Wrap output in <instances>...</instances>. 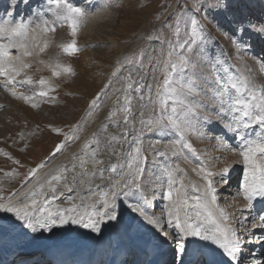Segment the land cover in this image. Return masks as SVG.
Returning a JSON list of instances; mask_svg holds the SVG:
<instances>
[{"label":"snow or ice","instance_id":"obj_1","mask_svg":"<svg viewBox=\"0 0 264 264\" xmlns=\"http://www.w3.org/2000/svg\"><path fill=\"white\" fill-rule=\"evenodd\" d=\"M20 3L24 0L10 5L13 10L5 13L7 19L0 17V75L5 78L3 87L12 96L38 108V100L55 101L49 93L58 86L49 77L34 79L29 74L32 59L50 48L49 34H55L64 24L70 28L71 39L58 45L60 52L69 57L80 53L78 36L87 17L69 0H37L27 16L16 19L15 8ZM180 3L183 0H178ZM191 5L172 9L163 20L160 17L164 12L157 13L153 28L141 34L147 43L118 58L108 84L91 101L80 122L68 132L53 128L63 139L47 158L26 174H21L18 168L0 169L3 173L0 181L20 180V187L8 195L0 188V212L12 214L33 233L52 232L69 224L100 233L108 222H119V204L129 202L128 208L172 247L180 264H215L212 256L217 250L229 258L228 264H241L245 244L254 242L246 238H254L257 228L264 231V223L253 222L249 228L243 223L247 217H243V230L233 225V216L219 203L221 197L214 181L215 176L223 177L229 168L214 171V166L200 158L189 137L205 138L204 126L218 123L223 130L222 135L215 137L219 146L234 151L224 143V136L232 134L239 141V155L245 166L241 194L248 201L264 198V84L234 67L224 53L213 55L206 48V36L210 34L197 17L201 10L207 14L226 9L227 4L223 0H191ZM248 35L264 40V21L235 23L231 42L237 55L251 50ZM13 51L17 53L15 56ZM37 62L48 67L52 77L76 75L71 65L60 61L59 55L47 63L42 59ZM260 63L264 65V58ZM116 82H120V87L113 91L121 95L116 96L98 131L78 151L72 152L68 161L41 176L48 164L81 139L79 134L85 123ZM17 86H29L31 94L17 92ZM134 100L140 102L138 122L134 119ZM109 126L119 131L109 132ZM145 132L174 137L159 151L161 157L174 158L162 168L159 180L161 195L169 202L166 216L146 211L150 202L141 183L148 161L142 142ZM25 138L24 133L19 134L20 140ZM27 147L25 144L21 151ZM149 147L155 148V144ZM186 153L197 157L199 166L191 172L199 177V182L192 180L189 170L182 167L181 162L188 163ZM0 154L23 167L20 160L4 149H0ZM82 189L87 190L85 194H81ZM64 190L74 193L66 197V205L57 202L65 195ZM258 219L264 221V215ZM3 227L0 225V229ZM190 245L196 259L186 262ZM249 264L260 262L253 260Z\"/></svg>","mask_w":264,"mask_h":264},{"label":"rangeland","instance_id":"obj_2","mask_svg":"<svg viewBox=\"0 0 264 264\" xmlns=\"http://www.w3.org/2000/svg\"><path fill=\"white\" fill-rule=\"evenodd\" d=\"M12 2L17 4V0H0V17L7 19L5 13L13 10L11 9L12 7H10ZM36 2L37 0H31L29 4V0H24V3L31 8L36 6ZM223 2L227 4L226 9L221 8L219 10L209 11L207 14L201 10L200 15L197 17L201 20L203 25L206 26L210 34L206 36V48L213 55L224 53L225 58L230 59L234 67L238 68L241 72L256 77L260 84H264V65L260 63L261 59L264 58V40H261L258 36L248 35L247 39L250 41L251 50L242 52L239 55L234 52L231 42V29L236 22L264 21V0H223ZM24 3H20L19 5ZM73 5L81 8L87 17V22L81 28L78 36V45L82 48V51L74 57L63 55L60 52L59 59L63 64L71 65L76 75L69 77L62 74L58 78L52 77L51 70L44 64L37 62L38 59H42L46 63L49 62L51 58H46V54L50 53L54 47L59 48V44L71 39L70 28L67 24L57 28L56 32L58 33V37H56L55 34H49L51 39L50 48L40 57L32 59L33 69L29 71V74L32 75L34 79H39L41 76L49 77L52 79V83L58 86L56 91L49 93L51 97H55L54 102L47 99L36 101L40 104L38 108H35L36 112L41 113V115L45 113L44 119L39 120L32 113L30 115L23 112L19 106L20 102L22 103L24 100L12 96L11 93L3 87L5 78L0 75V85L7 91V100H9L12 105L18 107L15 110L18 117L12 121L9 120V124L4 123L3 125L5 135L8 136L11 134L12 137L19 138L22 129L28 133H35L31 141L32 145L28 152L25 153L26 157H23L21 151L18 150L23 142H16L15 145H12L11 139H9L2 146L4 150L6 149L5 147H10L12 149L15 146H19L16 149V154L8 149L5 151L11 153L15 159L20 160L21 165H23V167H21L23 169V174H26L28 171L26 162L29 161L35 166L47 158L52 152L55 144L63 139V136L54 132L53 128L59 127L63 129L64 132H68L71 127H74L80 122L81 118L85 116L91 101L100 93L101 89L108 84L111 73L116 67L118 58L132 53L141 45L147 43L146 40L142 38L141 34H146L153 28V20L157 13L164 12V16L160 17V20H163L174 8L180 7L183 9L185 6L187 8L192 7L191 0H183V3L180 4H178V0H111V2H109V0H91V2L86 5H82L79 1H75ZM27 15L28 14H25V16ZM25 16L19 14L16 15V19ZM59 37H61V40ZM119 87V82L114 83L108 90V95L104 96L105 98L103 97L98 102L99 105L106 100L112 99L113 95L117 94L113 90ZM15 90L17 92L31 94L29 87L25 89V87L17 86ZM27 103L29 102H26V104ZM57 105L62 107V111H54ZM63 112L67 113L70 117H62L61 115ZM29 115L33 116V118L38 121L35 128L33 127L34 119ZM48 122L53 123V125L51 126ZM86 128L87 130H91L90 126ZM204 131L206 133L205 138L198 139L195 135L189 137L201 159L206 162L221 161L228 157L229 152H231L232 156L235 158L234 166L231 165L229 167V173L225 174L223 177L219 175L214 177L217 193L221 197L219 203L228 211L231 210L233 214L235 213L233 212L235 206L238 207L245 203L243 196L239 194L242 193L245 167L242 163V157L239 155V141L234 139L230 133L225 135L224 143L231 149H234V151H227L219 146L218 140L215 138L223 133L218 123L204 126ZM173 139V136L163 135L161 133L145 132L143 136V148L147 151L145 155L148 157V161L145 165L142 184L143 186H147L148 191L146 192L151 198L149 200L150 206H146L148 207L147 211L149 214L154 212L156 216H161L162 214L164 216L167 215L166 206L169 202L161 195L159 180L161 167L165 166L166 160L167 164H171L170 162L174 159L167 156L165 160L164 157H161L157 153L161 151L160 149L163 150V147L165 148L167 146L164 144H167V142L170 143ZM149 144H155V148H150ZM152 155H156L157 157ZM159 157L161 160H159ZM188 160H193V162L198 165L197 157L192 155L191 159V157L188 156ZM1 161L6 163L5 165L9 167V170H11V167H16H13L12 161L5 156H3ZM2 191L4 195H7V190ZM249 219L248 216L247 220L243 221L244 224L249 222L246 224L247 226H250ZM238 220V224L235 226L241 230L242 218ZM262 223L263 221H259L257 224ZM246 239H254V242L246 243L244 246V250L249 247L248 251L250 256L248 255L247 258L249 257L250 261H253L257 257L258 260L256 259L255 261L259 262V259L262 257V264L264 262V242H262L263 248L259 251V247H256L258 241L256 235H254V238ZM251 245L252 247H250ZM36 256V253H22L16 256L10 264H38L32 260L26 262L28 258H35ZM134 256L131 259L133 262L138 255L135 253ZM193 259H196L194 255L185 257L186 262ZM247 262H249V260H247ZM179 263L180 258L178 256L174 258L173 253L171 264Z\"/></svg>","mask_w":264,"mask_h":264},{"label":"bare ground","instance_id":"obj_3","mask_svg":"<svg viewBox=\"0 0 264 264\" xmlns=\"http://www.w3.org/2000/svg\"><path fill=\"white\" fill-rule=\"evenodd\" d=\"M75 1H79L82 5H86L89 2H91V0H70V3L74 4ZM12 5H16V4L12 2ZM30 9L31 7L26 6V3H24L18 5V7L15 8L16 11L15 14L16 15L20 14L21 16L23 15L25 16V14L29 13ZM55 36L58 37L57 32L55 33ZM59 38L61 40V37ZM16 54H17L16 51L12 52L13 56H15ZM59 54H60L59 48L54 47L50 51V53L46 54V58H53ZM23 87L27 89L29 86H23ZM117 95H121V94L113 95L112 99L106 100L105 102H102L99 105V108L93 113V116L88 119V122L85 123L82 132H80L79 135L81 139L75 142L74 144H72L71 146H69L62 155H58L56 159H54L50 164H48V166L40 173L41 176L43 175V172H47L49 169L54 168L55 166L61 164L62 162L68 161L70 158V154L72 152L78 151L81 148L83 142L90 139L93 132L98 131L102 122L105 121L108 112L111 110L113 106V101L115 100ZM139 103L140 102L137 100L133 101L134 119L137 122L139 121L138 108H137V105ZM0 106H2L0 107V149H2L4 143L9 139H11L12 145H15L16 142H23V144L20 146L18 150L21 151V149L24 148V145L27 144L28 145L27 149L25 151H21L22 156L26 157L25 153H27L29 148L31 147L32 145L31 141L35 135H28L29 133L24 129H22V133H24L26 137L24 140H20L19 138L12 137L11 134H9L8 136L5 135V129L3 125L4 123L9 124V120L12 121L16 117H18V115L15 113V110L18 107L12 105L10 101L7 100V91H5V89L2 88L1 85H0ZM55 107L56 108H54V111L56 112L62 111V107L60 105H57ZM19 108L27 114L31 115L32 113L39 120H42L45 117L44 116L45 113L43 115H41V113L39 112L37 113L36 109L31 106V103L26 104L25 100L22 103L20 102ZM61 116L70 117L65 112H63ZM30 117L33 118V116ZM36 123H38V121L34 119L33 120L34 128L36 126ZM110 123L111 122H109V124ZM49 124L51 126L53 125V123L51 122ZM87 126L88 127L90 126L91 130H87L86 128ZM108 131L112 133H116L119 131V129L109 126ZM168 144L169 142H167V144L164 145H168ZM17 147L19 146H15L12 149L10 147H5V148L16 154ZM146 152L147 151H145V153ZM186 155L191 157L192 159V155L190 153H186ZM152 156H156V155H152ZM2 159H3V155L0 154V169L9 170V167L5 165L6 163H4V161H1ZM159 160H161V158ZM234 160L235 158L232 156L231 152H229L228 157L226 159L221 161H214V162L207 161V163L209 164L210 167L214 166L213 167L214 171L219 172L225 166H227L228 168L231 165L234 166ZM165 163H167V160ZM181 163H182V167L189 170V177H191L192 180L199 182V177H197L195 173L191 172V169L194 167H198V165H196L193 162V160L192 161L188 160L187 164H184L183 162ZM26 164L28 169L31 167H35L29 161L26 162ZM13 167L18 168L19 172L23 174V169L21 167L15 164H13ZM163 167L164 166L161 167V170ZM0 177H3V173L1 172H0ZM19 182H20L19 179H14V180L3 179L2 181H0V188H2V190H7L8 191L7 195H8L11 190L20 187ZM96 182L99 183L100 181L97 180ZM144 190H145V194L147 195L146 191H148V189L146 185H144ZM86 191H87L86 189H82L81 194H85ZM64 192L65 195L59 198V200L57 201L62 205H66L67 203L66 197L68 195L74 194V193H69L66 190H64ZM239 194L240 196L242 195L241 193ZM147 196H148V200H150L151 198L149 194ZM120 199L123 200V197H121ZM76 202L77 203L79 202L78 198ZM244 202L245 203L239 205L238 207L235 206L233 210V212L235 213L233 214L231 213V210L230 211H228L227 209L226 210L233 216L232 223L234 226L238 224L239 218L249 216L250 226L248 227L250 228L253 222L254 223L256 222L257 224L260 221L259 219H257L259 216L264 215V198L257 197L253 201H248L244 199ZM128 203L129 202H124L119 204V211H120L119 222H108L106 225L102 226V230L100 233H95L90 229H86L83 228L82 226L74 225V224H69L54 228L52 232H48L47 230H41L40 232L33 233L26 227H22L21 222L16 220L12 216V214L0 212V225L4 226L3 229H0V264H10V262L16 256L22 253H36L37 256L35 258H28L26 262L32 260L38 264H115V258L120 253H121L120 257L124 258L123 264H147L148 260L153 261L154 259H157V261H159L162 264H171L172 254H173L172 247L169 244L163 242L162 239L157 235V233L151 226L147 225L146 222L140 220L137 217L136 213H134L133 211H131V209L128 208L127 206ZM147 208L148 207H146V211L148 210ZM248 223L246 222V224ZM254 235H256L258 240L256 247H259L258 250L261 251V249L263 248L262 242H264V231L257 228L254 232ZM250 247H252V245ZM248 250L249 247L243 250V254L241 256V264H248L250 262L249 257L247 258V256L249 255ZM192 252H193V246L190 245L189 255H192ZM135 253L138 256L136 260H134L133 262V260L131 259ZM212 259L215 261V264H228V260H229V258L226 257V255L222 254L220 250H217L216 253L213 254ZM246 259L249 260V262H247ZM256 259L257 257L255 258V260ZM259 262L261 264L262 257L261 259H259Z\"/></svg>","mask_w":264,"mask_h":264}]
</instances>
